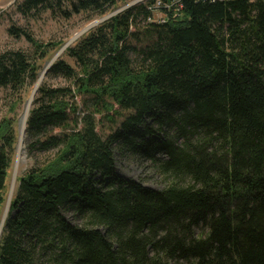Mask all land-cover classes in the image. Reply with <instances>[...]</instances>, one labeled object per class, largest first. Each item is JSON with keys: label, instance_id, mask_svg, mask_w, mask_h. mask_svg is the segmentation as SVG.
I'll return each instance as SVG.
<instances>
[{"label": "trees", "instance_id": "16d2710c", "mask_svg": "<svg viewBox=\"0 0 264 264\" xmlns=\"http://www.w3.org/2000/svg\"><path fill=\"white\" fill-rule=\"evenodd\" d=\"M130 1L22 0L15 9L26 20H91ZM177 1L122 10L50 67L61 84L43 82L33 100L26 134L39 158L11 203L0 264H264V0ZM8 33L30 48L0 52L10 104L0 215L18 111L62 45L14 23ZM118 117L115 132L100 134L101 121ZM116 144L151 160L165 186L118 174Z\"/></svg>", "mask_w": 264, "mask_h": 264}, {"label": "rangeland", "instance_id": "374dc122", "mask_svg": "<svg viewBox=\"0 0 264 264\" xmlns=\"http://www.w3.org/2000/svg\"><path fill=\"white\" fill-rule=\"evenodd\" d=\"M21 1L22 0H0V52L6 49L27 50L30 48V43L25 38L16 39L9 35L8 28L13 23L29 31L38 41L42 43H62V45L53 50L48 55L47 59L42 62V70L39 74V79L40 76L42 78L41 84L45 81H49V84L58 85L61 84L60 79L49 80L47 74L44 76L43 72L49 64L54 63L59 58H66L64 52L68 46L75 43L76 40L90 32V30L97 27L100 23L104 22L111 16L131 6L140 3H146L149 0H141L140 2H138L139 0H132L126 4H119L118 6L111 9L105 16H95L91 20H87V17L85 15H73L72 18L67 19L63 17H53L50 13L42 14L37 19L26 20L22 16H20L15 9L16 3ZM154 17L156 20H159L163 19L164 15L161 11H156L154 13ZM142 39L144 40L145 44L149 42L148 38L143 37ZM38 81L33 87L30 88L24 104L18 111L19 116L16 126L18 133V144L16 145L15 155L13 157L12 165L9 171L6 202L2 208L0 215V240L2 238L3 226L5 223H2L3 215L8 209L9 204L11 207V203L20 185V179L34 166L36 159L39 158L38 155H30L29 145L31 143V140L28 135L25 134V152L23 156L24 160L18 166L16 164L18 146L21 137L19 125L20 118L26 108V105L33 97ZM9 109L10 104L6 97L5 91L0 90V122L3 118L10 115ZM98 119L101 118L98 117ZM121 122L122 118L119 117L117 123H111L104 119L98 125V131L100 132V134L107 136L112 133L111 131L115 132V130L119 128ZM114 155L116 159V169L118 174H120L121 176L130 180L141 181L145 186L152 189H161L165 186L162 175L158 172L157 168L154 166L151 160L133 153L132 150L127 147L122 148L118 144L114 146ZM65 216L71 223L82 225L81 218H79V216H77L74 212H65Z\"/></svg>", "mask_w": 264, "mask_h": 264}, {"label": "bare ground", "instance_id": "6f19581e", "mask_svg": "<svg viewBox=\"0 0 264 264\" xmlns=\"http://www.w3.org/2000/svg\"><path fill=\"white\" fill-rule=\"evenodd\" d=\"M41 82H42V78L40 76V79H39V81H38V83L36 85L33 97L28 102V104L26 105V108H25V110H24V112H23V114H22V116L20 118L19 125H20V136L21 137H20V142H19V146H18V155H17V159H16L17 166L21 162H23V160H24L23 156H24V152H25V134H26V127H27V120H28L30 109L32 107V103H33V100H34V95H35L36 91L38 90L39 86L41 85ZM9 208H10V204H9L8 209L6 210L5 214L3 215L2 223H4L5 220H6V217H7L8 213H9Z\"/></svg>", "mask_w": 264, "mask_h": 264}, {"label": "water", "instance_id": "95a60500", "mask_svg": "<svg viewBox=\"0 0 264 264\" xmlns=\"http://www.w3.org/2000/svg\"><path fill=\"white\" fill-rule=\"evenodd\" d=\"M141 0H139L138 2H140ZM53 65V63H51V64H49L46 68H45V70H44V72H43V74H44V76L48 73V71H49V69H50V67ZM38 91V90H37ZM37 91H36V93H37ZM36 93H35V95H36ZM34 95V96H35Z\"/></svg>", "mask_w": 264, "mask_h": 264}, {"label": "built area", "instance_id": "2783aa9c", "mask_svg": "<svg viewBox=\"0 0 264 264\" xmlns=\"http://www.w3.org/2000/svg\"><path fill=\"white\" fill-rule=\"evenodd\" d=\"M176 3H179V5H180L181 0H178ZM158 6H161V4H158ZM180 8H182V5H180Z\"/></svg>", "mask_w": 264, "mask_h": 264}]
</instances>
